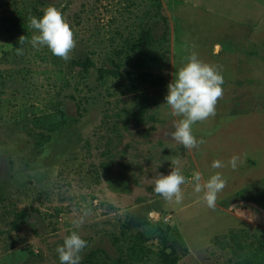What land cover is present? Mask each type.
Here are the masks:
<instances>
[{
	"label": "rangeland",
	"instance_id": "obj_1",
	"mask_svg": "<svg viewBox=\"0 0 264 264\" xmlns=\"http://www.w3.org/2000/svg\"><path fill=\"white\" fill-rule=\"evenodd\" d=\"M49 6L73 31L67 61L30 43L29 17ZM193 52L224 83L215 115L192 125L202 143L188 149L171 136L183 117L164 97ZM173 169L185 177L179 202L152 183ZM197 172L201 185L216 173L225 181L213 207L194 190ZM73 230L87 242L79 264L254 256L264 241V0H0V264H60Z\"/></svg>",
	"mask_w": 264,
	"mask_h": 264
},
{
	"label": "clouds",
	"instance_id": "obj_2",
	"mask_svg": "<svg viewBox=\"0 0 264 264\" xmlns=\"http://www.w3.org/2000/svg\"><path fill=\"white\" fill-rule=\"evenodd\" d=\"M29 27L36 30L31 37L33 47L46 46L53 55L67 61L69 53L75 47L73 31L70 25L55 7L49 6L43 10L40 18L29 17ZM27 37H19L23 44ZM16 52L21 55L22 48L17 47ZM224 83L220 72L208 63L201 61L193 52L187 62L176 71L175 77L167 84L165 103L172 109L173 114L183 117L174 124L175 130L171 133L173 139L183 147L191 149L202 143L197 141L192 134V125L198 121H204L215 115V106L222 97ZM236 157L229 160V165L235 167ZM220 160H214L211 167L214 169L224 167ZM197 182L194 190L203 192V199L208 207L215 205L217 194L224 188L225 181L220 173L212 175L203 185L199 183L201 174H194ZM154 191L166 200L175 198L177 202L182 199L181 185L185 183V177L179 169L171 170L167 175L157 173L152 178ZM79 227V224H75ZM87 247V242L76 231L66 235L63 244L57 246L60 264H79L80 253Z\"/></svg>",
	"mask_w": 264,
	"mask_h": 264
},
{
	"label": "trees",
	"instance_id": "obj_3",
	"mask_svg": "<svg viewBox=\"0 0 264 264\" xmlns=\"http://www.w3.org/2000/svg\"><path fill=\"white\" fill-rule=\"evenodd\" d=\"M114 64H115V66H114L115 68H117L119 66V64H116V63H114ZM232 237H234V236H232ZM240 244L241 243H238L236 245H240ZM247 251H250V249ZM252 252H254V256H252V257H248L249 252H246L244 254L243 259H242L243 264H264V241H262V243H259L258 246H256ZM120 261H123V260L120 259ZM164 263L165 264H172V261H167Z\"/></svg>",
	"mask_w": 264,
	"mask_h": 264
}]
</instances>
